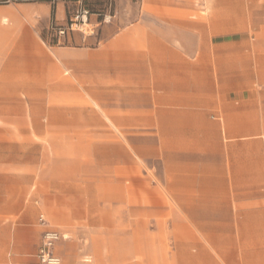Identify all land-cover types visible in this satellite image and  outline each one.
Here are the masks:
<instances>
[{"label":"rangeland","instance_id":"rangeland-1","mask_svg":"<svg viewBox=\"0 0 264 264\" xmlns=\"http://www.w3.org/2000/svg\"><path fill=\"white\" fill-rule=\"evenodd\" d=\"M17 3L45 4L49 11L5 8ZM261 5L264 0H0V33L13 29L0 51V227L11 264H41L42 212L67 238L56 248L62 264L241 262L243 242L232 237L237 224L210 196L202 200L190 191L188 209L208 219L200 224L205 233L226 252L238 251L197 254L196 224L165 191L158 129L132 126L147 114L122 108L132 92L154 86L150 56L158 64L165 49H195L179 47L180 35L218 38L208 28L233 7L242 27L255 25L264 17ZM181 20L203 30L174 25ZM25 24L45 53L23 54L29 41L18 35ZM122 64L139 69L122 79ZM212 213L219 215L215 221Z\"/></svg>","mask_w":264,"mask_h":264},{"label":"crops","instance_id":"crops-1","mask_svg":"<svg viewBox=\"0 0 264 264\" xmlns=\"http://www.w3.org/2000/svg\"><path fill=\"white\" fill-rule=\"evenodd\" d=\"M5 8L9 12L49 11L45 4L17 3ZM260 9L264 14V5ZM235 15L233 7L227 18L210 25L208 29L218 38L196 35L187 39L180 35L174 40L179 47L195 49H165L164 61L158 64L159 58L150 56L154 86L147 92H132L123 100L128 107L122 110L147 114L135 117L132 126L158 129V140L164 148L165 191L178 207L187 208L182 210L187 222L196 224L197 239L202 240L196 241L197 254L238 251L226 252L215 241V235L205 233L200 224L208 219L188 209L190 191H197L202 200L210 196L211 205L225 208L229 221L237 224V234L232 237L242 240L244 257L241 262L221 259L223 264H264V17L255 25L242 27ZM174 25L196 31L204 27L188 20ZM256 25L260 28L256 29ZM21 26L25 29L20 31L26 33L18 38L30 43L25 44L27 50L23 54L45 53L35 29L28 24ZM12 30L5 27L0 33V41L4 42L0 51L12 40ZM118 69L123 79L125 71L134 72L139 66L122 64ZM117 124L123 126V119L120 123L118 117ZM217 216L212 213V220ZM41 217L46 219L48 228L63 235L58 244L67 239L49 215L42 212L38 218V251L47 228L40 223ZM3 240L5 232L0 227V264H11L13 251ZM16 254L18 259L19 251Z\"/></svg>","mask_w":264,"mask_h":264},{"label":"built area","instance_id":"built-area-1","mask_svg":"<svg viewBox=\"0 0 264 264\" xmlns=\"http://www.w3.org/2000/svg\"><path fill=\"white\" fill-rule=\"evenodd\" d=\"M40 223L47 228L42 237V243L38 251V259L41 264H62V259L56 254V247L63 239V235L53 229L48 228L44 217L40 218Z\"/></svg>","mask_w":264,"mask_h":264}]
</instances>
